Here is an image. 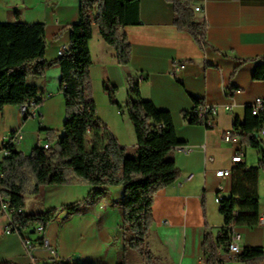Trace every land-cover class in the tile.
I'll use <instances>...</instances> for the list:
<instances>
[{
    "label": "crops",
    "instance_id": "1",
    "mask_svg": "<svg viewBox=\"0 0 264 264\" xmlns=\"http://www.w3.org/2000/svg\"><path fill=\"white\" fill-rule=\"evenodd\" d=\"M192 3L193 9L201 8L195 13L197 19L207 23L209 46L205 50L189 33L176 28L173 5L165 0H140V24L122 28L132 46L127 66L116 63L113 49L103 41L97 28L90 41L92 90L95 99L102 101L98 103L97 116L130 155L137 153V137L125 110L132 86L130 78L136 79L143 99L172 117L180 145L171 158L180 178L154 196V223L147 239L159 264H206V234L213 238L218 256L227 258L232 254L231 240L228 246L220 241L225 232L231 237V230L225 226L216 199L219 195L230 196L233 176L221 179L215 172L235 167L232 155L236 146L224 142L222 135L234 127L236 118L243 123L247 106L264 96V83L253 79L259 62L256 59L264 57V0ZM79 9L80 0H0V23L17 21L16 13L20 12L22 22L44 24L45 57L53 61L62 49L69 48L71 26L79 18ZM60 75V69L55 67L43 77L32 79L44 97L36 117L24 118L17 106H6L0 112V160L8 138L17 131H21L22 140L14 146L25 155L48 143L47 129L58 130L62 135L66 114ZM141 75L145 79L138 81ZM106 84L117 89L121 110L110 103L108 96L101 98V93L106 95ZM193 98L217 107L214 128L192 125L184 119L183 114L194 108ZM183 148L193 151L187 154ZM245 153L244 163L252 167L248 165L247 148ZM90 189L84 184L45 186L38 206L31 211L25 205L24 211L61 209L84 199ZM258 190L260 223L255 227H236V231L242 250L260 248L264 252V172L260 173ZM123 194L122 187H112L110 195L92 211L69 219L61 210L41 235L32 236L37 225H31L24 231L38 244L31 254L21 235L4 234L7 219L0 213V264H56L65 258H73L76 263L117 264L125 256L124 219L117 204ZM43 239L52 246L53 256L42 245ZM141 263L145 264L142 258ZM224 264L244 263L226 259ZM260 264H264V258Z\"/></svg>",
    "mask_w": 264,
    "mask_h": 264
},
{
    "label": "trees",
    "instance_id": "2",
    "mask_svg": "<svg viewBox=\"0 0 264 264\" xmlns=\"http://www.w3.org/2000/svg\"><path fill=\"white\" fill-rule=\"evenodd\" d=\"M165 1L173 5L176 28L189 33L205 50L209 46L207 23L197 19L192 0ZM16 16L15 22L0 23V112L6 106L18 107L35 99L42 104L40 90L32 79L43 77L47 70L56 67L61 72L60 88L66 118L61 136L58 130H46L51 145L49 150L39 145L25 155L14 145L5 144L8 155L0 160L3 174L0 195L14 210L12 225L17 227L21 237L33 224L46 229L61 210L66 212V219L89 213L101 199L110 195L112 187L119 186L124 191L117 204L124 219L125 256L117 264H130L129 251L138 253L145 264H159L160 259L150 250L147 239L154 223V196L180 178V171L171 158L180 145L172 117L143 99L136 79L130 78L132 86L125 110L137 137V153L130 155L98 118L91 81L90 41L94 28L113 49L116 63L127 66L131 61L132 46L122 28L140 24V0H80L79 18L71 26L70 46L53 61L45 57V25L22 22L20 12ZM256 61L259 62L253 79L264 83V57ZM104 90L110 103L121 110L122 105L116 100L117 89L106 84ZM193 102V110L185 112L183 117L189 124L200 125L194 110L205 103L198 98H193ZM234 124L243 131L242 142L253 148L263 147L253 134L262 125V120L252 114L250 105L246 108L244 122L236 118ZM261 172H264V147L256 166L248 167L242 163L232 169V192L228 197L221 196L219 201V212L224 216L226 228L255 227L260 223L258 184ZM80 184L91 187L82 200L61 209L24 211L26 197L39 195L45 186ZM230 240L228 232L220 238L227 246ZM203 250L207 254L206 264H224L226 259L260 264L264 258L260 248H245L227 258L218 256L209 234L205 235ZM56 264L92 263L61 261Z\"/></svg>",
    "mask_w": 264,
    "mask_h": 264
},
{
    "label": "built area",
    "instance_id": "3",
    "mask_svg": "<svg viewBox=\"0 0 264 264\" xmlns=\"http://www.w3.org/2000/svg\"><path fill=\"white\" fill-rule=\"evenodd\" d=\"M199 11H201L200 7L194 8L195 13L199 12ZM64 50L65 49L61 50L60 55L63 53ZM144 79H145V77L143 75H141L138 78V81H143ZM43 98L44 97L40 94L39 99L43 101ZM40 106H41V104L38 103V101L35 99L32 101L26 102L23 105L18 106V111H19L20 115L23 117H36V111ZM250 106L252 109V114L254 116L260 117L262 120V125L258 129H256L253 132V134H254L255 138L264 147V96L256 98L254 100V102H252V104H250ZM226 109L231 110V107H226ZM217 111H218L217 107L212 106V105H208L205 103V104L199 106L196 110H194V113L197 115L198 120L200 122V125H202L206 129H211V128L215 127V118L217 116ZM234 122H235V120H234ZM242 132H243L242 129L240 127H236L234 124V127L231 130L224 131L223 135H222L224 142L231 143V144H234L236 146L235 149L233 150V155H232V163L235 166L245 162V157H246L245 150H246L248 145L246 143L242 142V138H241ZM21 140H22L21 131H17V132L10 135L7 142L12 144V145H16V144L20 143ZM41 146H43L45 150H49L51 148V145H49L48 143H43ZM192 151L193 150L191 148H183L184 153L189 154ZM2 154H3V157H5L8 155V151L6 149H4L2 151ZM215 175L217 178H221V179L229 178V177H232V170L231 169H229V170H217L215 172ZM2 177H3V174L0 171V180L2 179ZM220 198H221V196L219 195L216 199L217 203H219ZM0 213L4 217H6V219H7V225L5 227L4 234L6 236H10L12 234H19V231L16 229L17 227L12 225V217L14 214V210L10 208L8 200L3 198L1 195H0ZM229 229L231 230V243L229 246V250L233 255H236L242 251V249L240 248V246L238 244V241L240 240V234L236 231L235 226L229 227ZM44 230H45V228L43 226L37 225L34 228L33 234L41 235L44 232ZM22 240H23L24 247H25L26 251L29 254H31L32 251L34 250V248L36 247L37 243L32 241V239L27 235H24V237H22ZM42 245L53 256L52 246L50 245V243L47 240L43 239ZM61 261L72 262L73 258H65V259H62Z\"/></svg>",
    "mask_w": 264,
    "mask_h": 264
},
{
    "label": "rangeland",
    "instance_id": "4",
    "mask_svg": "<svg viewBox=\"0 0 264 264\" xmlns=\"http://www.w3.org/2000/svg\"><path fill=\"white\" fill-rule=\"evenodd\" d=\"M92 81V80H91ZM93 93V90H92ZM107 93L106 95H104L103 93H101V98H105L107 99ZM94 97V94H93ZM95 99V97H94ZM96 105L98 108V103L101 104V100H96ZM105 102V101H104ZM263 147L260 148H253V147H247V153H248V165L250 166H256L257 162H255V160L260 156V152L262 150ZM260 158V157H259ZM256 163V164H255ZM42 195H28L26 197V208L29 210V208L31 209H35L38 206V200H40ZM35 198V199H34ZM32 236H35V234H33ZM128 261L130 264H142L141 263V257L138 253L134 252V251H129V254L127 255Z\"/></svg>",
    "mask_w": 264,
    "mask_h": 264
}]
</instances>
